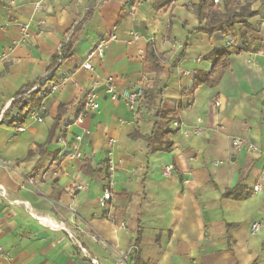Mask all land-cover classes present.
Returning a JSON list of instances; mask_svg holds the SVG:
<instances>
[{
    "label": "crops",
    "instance_id": "0c3cea01",
    "mask_svg": "<svg viewBox=\"0 0 264 264\" xmlns=\"http://www.w3.org/2000/svg\"><path fill=\"white\" fill-rule=\"evenodd\" d=\"M163 1L170 3L0 0V264H133L136 256L143 264H264V0L218 1L220 10L248 4L252 32L245 51L232 52L191 96L180 92L211 71L212 51L242 42L197 31L204 22L191 6L199 0ZM74 31L73 53L54 73L65 87L42 101V122L31 106L15 125L23 111L12 101L49 76L53 55ZM111 34L117 40L84 70L89 51ZM150 39L159 54L157 78L142 68ZM108 77L119 91L154 85L161 97L152 105L142 99L133 114L109 101ZM94 83L99 109L65 133ZM158 108L167 114L158 129L174 132L150 146ZM84 129L82 159H65L68 144L55 140L66 135L69 142ZM236 138L258 151L237 152ZM108 139L117 168L112 198L101 208ZM166 141L168 151H153ZM168 165L173 173L165 178ZM78 185L84 188L74 191ZM234 189L251 194L224 197ZM254 223L261 229L253 235Z\"/></svg>",
    "mask_w": 264,
    "mask_h": 264
},
{
    "label": "trees",
    "instance_id": "16d2710c",
    "mask_svg": "<svg viewBox=\"0 0 264 264\" xmlns=\"http://www.w3.org/2000/svg\"><path fill=\"white\" fill-rule=\"evenodd\" d=\"M96 1V0H94ZM106 1V0H100ZM135 1V0H128ZM158 4L160 3V7H163L169 4V1L157 0ZM214 0H199V2L195 5L191 6V12L197 17L200 23L204 22L202 27H199L197 31L202 32L208 36L213 35L214 33H222L229 35L232 39L239 38L242 42L241 46L234 47V45H228L221 49H215L212 51L210 55L212 61L211 71L207 74H202L198 78L194 80L192 87L189 90H181V96H191L194 91L203 84L206 79L211 77L216 71L223 70L226 67L227 61L232 54V52L236 54L242 53L244 50L245 40L247 36H249L252 32V27L247 22L248 19H251L255 16V12L251 11L250 6L248 4H241L239 1H234L229 5H223L222 9H219L218 4L215 5L213 3ZM90 14V13H89ZM236 26H241L239 29H236ZM77 31V29L75 30ZM68 39L65 44L59 48V50L53 55L49 76L40 80L37 83V86L34 88L31 86L24 87L14 98L11 103V108L18 107L19 112L23 111V113L18 118L15 125H19L25 116L28 114L30 107H36L37 109L42 107V101L50 94L51 86L58 85L62 80H59L55 76V71L58 67L73 53V44H74V34ZM185 46V45H184ZM183 54L180 55V58ZM159 58V54H157L155 49V43L153 39H150L147 44L145 59L143 62V73H155V77L157 78L160 74V68L157 66L156 62ZM143 90V103L152 105L154 104L156 97H161L162 92L157 90L154 85L150 87H145ZM27 94V98L24 99V96ZM138 113V110L136 114ZM156 119L157 122L154 124V129L151 136L148 138L150 142V146H152L153 141L161 136L166 137L173 133L172 130L160 131L158 129V121L166 119V112L158 108L156 111ZM170 148V142H164L158 148H154V150L168 151ZM152 151V150H150ZM251 194V191H237V189L227 191L224 194V197L233 198L236 200L244 199ZM140 234L138 233L134 249H137V245L139 242ZM137 252V250H136ZM133 264H143L141 260H139L138 256H136L133 260Z\"/></svg>",
    "mask_w": 264,
    "mask_h": 264
},
{
    "label": "built area",
    "instance_id": "2783aa9c",
    "mask_svg": "<svg viewBox=\"0 0 264 264\" xmlns=\"http://www.w3.org/2000/svg\"><path fill=\"white\" fill-rule=\"evenodd\" d=\"M219 0H214L213 3L215 5L218 4ZM2 26H0V30H2ZM23 33L26 32V28L22 29ZM117 40L116 36L114 34L108 35L106 37H103L100 39L94 48L89 51L86 61L82 64V68L84 70L90 71L92 69L90 61L93 58H102L104 56V51L108 45L109 42ZM231 43H229L230 45ZM66 79H63L58 85L51 86L50 93H53L54 91L58 89H63L65 87ZM97 87V84L94 83L90 89L86 90L82 97V107L76 114L75 118L63 125V130L65 133H67L70 128L73 126H82L84 123V120L91 114L96 112L99 109V103H98V95L95 91V88ZM104 93L108 97L109 101L111 102H120L124 104V106L133 114H136L138 106L140 102L143 99V90L142 88H135L130 91H119L116 87L115 81L112 77H108L105 80L104 83ZM218 105V102L216 103ZM43 109L42 107L36 110L32 116L35 119L36 122H42V115ZM3 116V112L0 114V122ZM174 128L178 127V123H173ZM17 132H23L24 127L22 125L18 126L16 128ZM89 134L88 130L84 129L82 130L81 134H75L72 136L71 141L67 142L65 136L66 135H60L56 140V144L65 145V143L68 144L69 152L66 154L65 159L69 161H75V160H81L83 155L80 150V144L83 138V135ZM114 141L112 139H108L106 142L107 146V152H106V159L104 161V171L105 176L104 179L106 181V185L104 186V189L101 193V196L98 200L99 206L101 208L105 207V205L111 200L112 198V189L114 186V175L116 172L117 164L112 159V152L111 147L113 145ZM232 147L237 152L247 151L255 153L257 152V148L248 143L246 140H242L239 138L232 140ZM60 165V164H58ZM59 167V166H58ZM173 173V168L171 165L165 166L162 169V176L165 178H169ZM29 184H32L31 180H28ZM84 187L81 185H78L75 187L74 191L82 190ZM260 186H255L253 188V192L260 191ZM0 193L2 194V189L0 187ZM123 226V224H122ZM261 224L260 223H254L252 224L250 228L251 234H256L260 231ZM78 244V243H77ZM81 251L84 253L85 250L81 248ZM2 256V252L0 249V257Z\"/></svg>",
    "mask_w": 264,
    "mask_h": 264
},
{
    "label": "rangeland",
    "instance_id": "374dc122",
    "mask_svg": "<svg viewBox=\"0 0 264 264\" xmlns=\"http://www.w3.org/2000/svg\"><path fill=\"white\" fill-rule=\"evenodd\" d=\"M119 263L123 264V261H122V259H120V260H119ZM125 264H126V262H125Z\"/></svg>",
    "mask_w": 264,
    "mask_h": 264
}]
</instances>
